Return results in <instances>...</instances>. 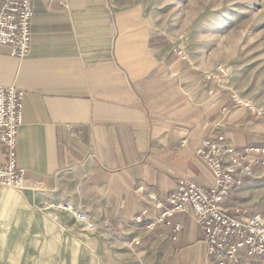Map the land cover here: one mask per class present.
I'll list each match as a JSON object with an SVG mask.
<instances>
[{
  "label": "crops",
  "instance_id": "obj_1",
  "mask_svg": "<svg viewBox=\"0 0 264 264\" xmlns=\"http://www.w3.org/2000/svg\"><path fill=\"white\" fill-rule=\"evenodd\" d=\"M170 52L142 14L115 0H34L30 53L20 60L0 45V87L25 93L19 160L28 185L137 244L147 264H217L192 215L148 224L181 178L214 183L196 154L204 139L222 132L237 146L263 144L264 123L231 111L223 87ZM263 179H247L225 204L264 200L254 184Z\"/></svg>",
  "mask_w": 264,
  "mask_h": 264
},
{
  "label": "rangeland",
  "instance_id": "obj_2",
  "mask_svg": "<svg viewBox=\"0 0 264 264\" xmlns=\"http://www.w3.org/2000/svg\"><path fill=\"white\" fill-rule=\"evenodd\" d=\"M115 3L142 14L170 49V57L176 55L173 46L182 44L188 55L184 60L205 77L219 64L226 66L229 76L209 79V84L223 87L231 111L243 108L233 102L232 95L238 94L264 112V0ZM243 109L264 123L249 108ZM254 184L264 187V179ZM248 207L264 213V200ZM78 212L83 211L53 191L28 185L26 177L23 187L0 184V264H147L137 244Z\"/></svg>",
  "mask_w": 264,
  "mask_h": 264
},
{
  "label": "built area",
  "instance_id": "obj_3",
  "mask_svg": "<svg viewBox=\"0 0 264 264\" xmlns=\"http://www.w3.org/2000/svg\"><path fill=\"white\" fill-rule=\"evenodd\" d=\"M33 16L34 0L0 2V45L7 46L17 59L21 60L30 53ZM172 51L181 59H188L182 44L174 45ZM170 76L175 77L176 74L172 72ZM228 76L229 69L219 64L216 72L207 78ZM24 94L23 89L15 86L0 87V144L5 150L4 160L0 163V184L10 187H23L25 184V170L18 154L19 132L24 120ZM232 96L234 103L249 108L264 120V112L259 107L238 94ZM196 154L213 173L214 183L205 185L181 178L167 195L166 207L157 200L156 206L164 210L148 226L161 223L176 213L192 215L204 232L208 254L216 257L217 264H247L249 258H264V213L241 204H225L236 189L246 184L247 179L264 177V143L237 146L220 132L204 139ZM138 189L143 190L144 187ZM149 198L156 200L153 193H149ZM146 214L144 211L138 215L137 222H144ZM78 216L86 217L83 212H78ZM167 222L172 224L171 220ZM88 225L92 227L93 223ZM181 228V223L175 224V238Z\"/></svg>",
  "mask_w": 264,
  "mask_h": 264
}]
</instances>
